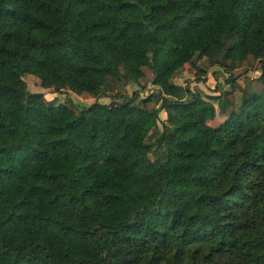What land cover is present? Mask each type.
<instances>
[{
    "label": "trees",
    "instance_id": "16d2710c",
    "mask_svg": "<svg viewBox=\"0 0 264 264\" xmlns=\"http://www.w3.org/2000/svg\"><path fill=\"white\" fill-rule=\"evenodd\" d=\"M247 55L261 87L216 126L171 80ZM145 66L154 92L108 103L23 79L96 94ZM0 264H264V0H0Z\"/></svg>",
    "mask_w": 264,
    "mask_h": 264
},
{
    "label": "rangeland",
    "instance_id": "374dc122",
    "mask_svg": "<svg viewBox=\"0 0 264 264\" xmlns=\"http://www.w3.org/2000/svg\"><path fill=\"white\" fill-rule=\"evenodd\" d=\"M216 61H218L217 58L194 57L192 62L184 63L171 76V80L176 83L183 84L187 82L204 99L212 103L214 116L207 120V123L211 126H216L222 122L242 96L247 95L252 90H259L261 87V82L258 79L260 74L258 62L250 55H247L244 60L238 63L226 60L218 66L215 63ZM228 75L234 78L232 82L225 80ZM150 77V69L145 66L137 83L127 81L123 77L121 80L110 78L107 85L98 93L90 94L87 92L76 93L65 87L58 89L54 83L44 87L36 76L28 73L23 74V79L30 91H41L45 99L54 103H64L65 105H70L73 102L88 104L95 100L108 103L112 100H118V97L113 94H130L133 90L141 96L148 93L152 94L154 89L149 83ZM197 77L198 79H196ZM224 90L231 91L233 102H228L223 97ZM214 94L215 97L212 96ZM221 101L224 102L223 108L220 106ZM158 106L159 99L155 96H152L146 102V107L150 110L158 108ZM165 115V111L160 109V118H164Z\"/></svg>",
    "mask_w": 264,
    "mask_h": 264
}]
</instances>
